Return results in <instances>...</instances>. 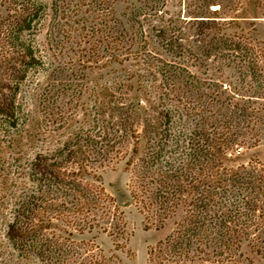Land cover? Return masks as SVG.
<instances>
[{
  "label": "rangeland",
  "instance_id": "rangeland-1",
  "mask_svg": "<svg viewBox=\"0 0 264 264\" xmlns=\"http://www.w3.org/2000/svg\"><path fill=\"white\" fill-rule=\"evenodd\" d=\"M16 3L41 9L31 28L15 38L19 50H23L20 45L32 47L40 65L27 69L17 82L16 126L0 114V264H148L149 249L170 234L175 222L160 230L145 229L140 206L130 194L132 167L126 164L134 154V133L143 137L141 153L167 136L165 158H185L192 146L215 133H237L239 147L230 151L232 156L227 154L224 166L264 164V18L251 0ZM0 11L6 18L4 9ZM16 15L11 11L9 17L13 20ZM202 17L219 19L224 33L241 42L242 49L230 52L233 57L223 46L207 57L199 52L194 40ZM108 26L116 27L122 42L93 54L87 36L113 34ZM175 36L180 40L168 47ZM6 88L4 100L11 97ZM219 98L232 106L214 103ZM126 107L130 119L122 114ZM224 118L229 130L221 128ZM122 119L130 121L128 130ZM146 123L152 125L150 136L144 133ZM69 150L76 160L68 162ZM42 153L56 155L69 171L87 164L88 172L77 176V186L51 187L30 171L33 159ZM100 185L124 212L128 236L118 248L108 233L98 229L74 231L70 236L78 214L62 207L46 209L52 198L70 208ZM51 188L54 197L48 193ZM33 193L45 195L37 217L44 229L23 231L24 238L13 241L9 225L20 218L24 230L27 219L21 213L26 211H19L24 205L19 206ZM235 247L231 255L199 254L186 264H264L246 243L241 249Z\"/></svg>",
  "mask_w": 264,
  "mask_h": 264
},
{
  "label": "trees",
  "instance_id": "trees-1",
  "mask_svg": "<svg viewBox=\"0 0 264 264\" xmlns=\"http://www.w3.org/2000/svg\"><path fill=\"white\" fill-rule=\"evenodd\" d=\"M251 1L257 13L264 18V0ZM18 7L19 11L16 10ZM2 8L7 16L3 18L0 11V114L15 127L17 119L14 98L18 89L17 82L24 79L27 69L40 65L32 47L20 45L24 51L19 50L15 38L16 35L19 38L22 31L31 28L41 9L34 4L19 5L16 0H0V9ZM11 11L18 15L13 20L9 17ZM217 13L218 11H215V14ZM202 18L197 21L198 30L194 40L198 44L199 52L207 57L222 46L226 47L229 53L235 54L237 50L242 49L241 42H236L234 37L224 33L225 25L220 26L222 24L219 25L221 23L219 19L214 18L211 21ZM232 21L234 20L230 22ZM108 29H110L108 32L113 34L103 37H97V34L87 36L89 39L87 44L92 49L90 51L94 50L93 54L114 49L122 42L115 26H108ZM212 31L214 34L208 35ZM179 38L175 36L168 40L167 46L171 47ZM114 53L112 60H116ZM229 56L233 57L234 54L230 53ZM5 81H9L11 86L8 84L6 88ZM5 88L11 92L8 100L2 97ZM221 98L214 103H220L222 107L227 106L226 108L232 106L230 102H222ZM129 109L130 107L123 109L122 114L127 115ZM130 111L132 115H136L133 110ZM126 117L130 119L129 115ZM129 122L122 119V126L126 130ZM226 122L224 118L221 128L229 130ZM146 124L148 125L144 133L150 136L152 133L149 130L152 129V125ZM134 134L137 135L134 154L129 157L126 164L128 168L132 167L130 194L136 205L140 206L145 229L153 227L160 230L171 220L175 222L170 234L149 249L148 264H186L199 254L231 255L232 247L236 246L235 250L241 249L244 243L253 254L264 259V164L250 163L236 168L224 166L227 154L232 156L234 153L231 152H234L235 147H239L237 133H215V137L211 139L208 137L200 143L201 145L192 146L185 158L181 155L180 158L176 156L165 158L163 140H166L167 136L159 137L152 145L148 144L147 151L141 153L143 137L141 132ZM74 154V151L69 150L68 162L77 159ZM57 158L56 155L38 154L31 163V174L48 181L51 187L59 183L77 186L80 183L77 176L88 172L87 164L80 163L78 171H69L56 161ZM85 158L83 162H86ZM38 191L40 192V189L36 192ZM48 193L54 197L56 191L51 188ZM44 196L43 194L37 197L36 193H33L28 200L20 204V208L24 205L19 211H26V214L24 212L21 214L27 219V223H24V230L20 218L9 225L8 236L11 240L23 239L25 236L23 231L36 233L44 229L41 228L43 221L37 219ZM88 196L84 200L76 199L70 208L67 207V202L58 205L56 198H52L53 203L46 206V209L52 211L54 208L58 211L62 207L68 213L78 214L70 236L74 231L82 234L86 229L88 232L98 229L108 233L118 248L120 242L128 236L124 212L117 205L115 198L104 192L101 185Z\"/></svg>",
  "mask_w": 264,
  "mask_h": 264
}]
</instances>
